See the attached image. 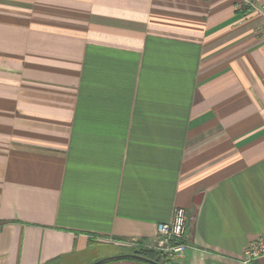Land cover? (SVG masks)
Listing matches in <instances>:
<instances>
[{"label": "crops", "instance_id": "0c3cea01", "mask_svg": "<svg viewBox=\"0 0 264 264\" xmlns=\"http://www.w3.org/2000/svg\"><path fill=\"white\" fill-rule=\"evenodd\" d=\"M255 1L0 0V264H93L114 237L154 241L175 207L173 264H264L241 261L264 246Z\"/></svg>", "mask_w": 264, "mask_h": 264}, {"label": "built area", "instance_id": "2783aa9c", "mask_svg": "<svg viewBox=\"0 0 264 264\" xmlns=\"http://www.w3.org/2000/svg\"><path fill=\"white\" fill-rule=\"evenodd\" d=\"M238 7L240 9L257 8L255 0H239ZM189 220L187 209L175 207L169 221L157 224L156 238L147 246L159 252L168 262H176L183 257L188 247L186 229L189 225ZM263 252V242L259 238L250 242L243 249L241 261L243 263H250Z\"/></svg>", "mask_w": 264, "mask_h": 264}, {"label": "trees", "instance_id": "16d2710c", "mask_svg": "<svg viewBox=\"0 0 264 264\" xmlns=\"http://www.w3.org/2000/svg\"><path fill=\"white\" fill-rule=\"evenodd\" d=\"M114 238L118 240H124V241H127V239H129L126 237H114ZM135 240L137 241L134 245H127V246L121 245L122 246L120 247L121 251H119L118 253H116V255L110 258L130 257V258H135V259L146 260V261L152 262L153 264H158V263L173 264L165 260L159 254V252H157L155 249L146 246V244L148 243V240L146 239H135ZM110 258L102 259L99 262H95L93 264H99V263L105 262L109 260ZM52 262L53 261H50L47 264H53Z\"/></svg>", "mask_w": 264, "mask_h": 264}, {"label": "rangeland", "instance_id": "374dc122", "mask_svg": "<svg viewBox=\"0 0 264 264\" xmlns=\"http://www.w3.org/2000/svg\"><path fill=\"white\" fill-rule=\"evenodd\" d=\"M110 240L113 242L112 247H109V246H100L96 250L95 249H91L85 255L84 260L85 261H89L96 254H97V256H100V255H106V254L112 253V252L113 253H118L119 251H121V248H120V247H122L121 245H123V246L134 245L136 243V241H137L135 239H130V238L127 239V241L118 240V239H115V238H112ZM152 242L153 241H150V242L148 241V243L146 244V246L149 245Z\"/></svg>", "mask_w": 264, "mask_h": 264}, {"label": "water", "instance_id": "95a60500", "mask_svg": "<svg viewBox=\"0 0 264 264\" xmlns=\"http://www.w3.org/2000/svg\"><path fill=\"white\" fill-rule=\"evenodd\" d=\"M194 219H195V212L193 213V216H192V218H191V223H192V225H193V223H194ZM158 264H160V263H158Z\"/></svg>", "mask_w": 264, "mask_h": 264}]
</instances>
